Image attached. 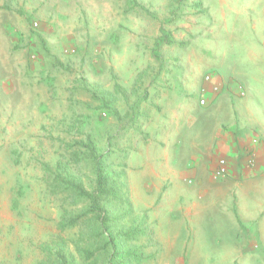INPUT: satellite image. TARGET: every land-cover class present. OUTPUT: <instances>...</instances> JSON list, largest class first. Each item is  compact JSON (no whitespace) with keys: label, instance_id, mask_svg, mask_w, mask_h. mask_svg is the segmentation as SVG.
Listing matches in <instances>:
<instances>
[{"label":"rangeland","instance_id":"374dc122","mask_svg":"<svg viewBox=\"0 0 264 264\" xmlns=\"http://www.w3.org/2000/svg\"><path fill=\"white\" fill-rule=\"evenodd\" d=\"M263 11L264 0H0V264H45V248L88 234L83 223L57 227L64 212L84 210L64 182L94 185L76 144L87 140L125 173L130 204L112 203V236L148 224L124 243L143 254L136 264H172L185 246L186 264L238 262L254 237H222L212 210L204 232L163 251L128 180L146 199L138 154L153 142L150 111L162 106L152 90L185 92L199 68L240 63L264 36ZM222 13L226 27L214 24ZM165 34L169 45L160 44ZM195 87L187 88L192 106L202 97Z\"/></svg>","mask_w":264,"mask_h":264},{"label":"crops","instance_id":"0c3cea01","mask_svg":"<svg viewBox=\"0 0 264 264\" xmlns=\"http://www.w3.org/2000/svg\"><path fill=\"white\" fill-rule=\"evenodd\" d=\"M222 19L214 24L226 27L225 13ZM258 43L235 66L207 65L203 72L198 67L197 78L183 85L185 92L152 90L162 108L150 111L153 142L138 154L144 159L139 171L147 198H136L130 178L128 183L135 209L145 212L163 251L175 250L181 237L186 242L185 237L204 232L203 221L212 218H203L212 210L221 236L254 237L245 236L247 246L235 264H264V36ZM194 86L202 97L192 106L187 88ZM218 166L224 169L219 180ZM187 250L183 257L173 255L172 264H186Z\"/></svg>","mask_w":264,"mask_h":264},{"label":"trees","instance_id":"16d2710c","mask_svg":"<svg viewBox=\"0 0 264 264\" xmlns=\"http://www.w3.org/2000/svg\"><path fill=\"white\" fill-rule=\"evenodd\" d=\"M161 43L169 45L171 40L165 34L164 38L160 40ZM76 144L83 151L86 150L83 154L91 160L94 185L88 191L76 182H64L68 194L81 201L84 210L75 214L64 212L65 214L61 217L57 227L62 232L76 230L83 223L88 229V234L84 236L83 233H78L74 240H61L52 247L45 248L43 252L47 256L45 264H136L138 260L142 259L140 257L143 254L140 252L138 255L135 249L131 250L124 243L129 236L136 239L139 234L144 233L143 235H145L148 228L145 219L143 226L146 229L143 231L137 226L128 230L129 235L127 236L125 235L127 232L125 234L116 232L115 237L111 234V225H115V220L111 216L114 209L112 203L117 201L120 196L122 198L125 196L124 202L130 204L127 184L123 180L125 173L122 170V172L111 171L110 167L106 165L111 153L97 154L95 145L90 140H87V143L78 141Z\"/></svg>","mask_w":264,"mask_h":264},{"label":"built area","instance_id":"2783aa9c","mask_svg":"<svg viewBox=\"0 0 264 264\" xmlns=\"http://www.w3.org/2000/svg\"><path fill=\"white\" fill-rule=\"evenodd\" d=\"M240 96L243 97L244 96V93L241 92L240 93ZM200 105L203 106L204 105V101L203 100H200ZM223 174H224V169H222L221 166H218L214 172V177L217 178L218 180L219 179H222L223 177Z\"/></svg>","mask_w":264,"mask_h":264}]
</instances>
